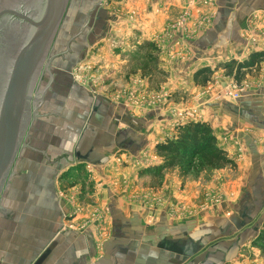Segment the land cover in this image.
<instances>
[{"label":"rangeland","instance_id":"1","mask_svg":"<svg viewBox=\"0 0 264 264\" xmlns=\"http://www.w3.org/2000/svg\"><path fill=\"white\" fill-rule=\"evenodd\" d=\"M128 1L69 0L53 42V52L63 55L51 64L56 82L42 106L43 113L62 117L44 118L33 131L34 142L43 139L47 143L56 139L47 134L51 127L66 131L67 138H61V142L70 145L71 151L61 160L64 170L56 180L58 200L63 201L69 210L68 214L61 216V230L90 231L96 241L98 256L110 238L112 218L109 206L113 200L119 202L123 212L130 216L136 214L154 231L159 229L157 224L164 221V216L171 222L191 225L210 218L225 219L234 211L245 186L240 179L243 173L240 164L218 170L196 168L186 177L180 176L177 167L160 175L143 172L162 164L154 147L171 138L175 127L191 121L199 122L196 104L200 98L217 95L218 100L239 101L258 85L264 89L263 62L259 70L240 74L239 80L219 68L206 87L195 86L198 92L188 94L182 86L192 85L189 75L181 69L184 80H173L171 72L177 69L171 66L189 65L192 59L190 42L197 32L211 23L212 14L207 13L206 17L203 13L191 20L193 16L182 11L164 22L161 14L164 0H148L145 6L140 5L141 8L128 4ZM97 2L99 9L115 15L116 27L110 29L105 38H98V31L91 43L84 37L77 41L84 31L85 14ZM252 18L254 22L250 21L243 38L249 50H264V13L252 15ZM75 32L79 34L72 35ZM71 39L69 45H73L74 52L68 56L65 46ZM146 45L154 46L155 51L142 50L141 47ZM42 80L46 83L48 78L43 76ZM235 92L239 94L237 99L231 97ZM108 110L114 115L124 113L128 116L144 145L138 147L135 155L115 148L105 151L108 162L100 171L89 164L72 162L74 159L70 157L75 145L81 144L79 142L83 139L89 141L94 134L91 131L96 129L98 122L95 114L101 118L107 135L110 116L101 111ZM147 114L153 117L139 127V121ZM121 127L125 129L127 126ZM110 140L108 136L102 138L107 143ZM253 241L242 246L229 264H264V258Z\"/></svg>","mask_w":264,"mask_h":264},{"label":"crops","instance_id":"2","mask_svg":"<svg viewBox=\"0 0 264 264\" xmlns=\"http://www.w3.org/2000/svg\"><path fill=\"white\" fill-rule=\"evenodd\" d=\"M147 3L148 0L128 1L139 8ZM182 11L189 12L193 16L191 20L203 13L206 17L210 13L212 17L211 23L197 32L190 42L192 59L189 65L171 66L177 69L171 72L173 80H184L182 69L192 82L193 74L202 68L213 69L231 60L243 62L252 51L262 50H249L243 37L250 21L254 22L252 15L264 13V0H164L161 14L165 22ZM116 24L115 15L99 9L97 2L85 14L83 33L72 35L78 33L77 41L89 39L91 43L98 31V38H105ZM73 52V45H69L67 55ZM55 82L53 79L38 110L39 117L30 128L29 149L20 154L15 175L2 195L0 264H229L242 246L257 237L264 227V89L261 85L251 89L239 101H222L216 99L217 95H210L200 98L196 104L198 121L209 126L219 147L235 164L242 165L240 179L245 186L234 211L225 219L210 218L191 225L186 223L187 226L171 222L164 216V221L157 224L159 229L154 231L136 214L130 216L123 212L119 202L113 200L109 206L112 218L110 238L98 256L96 241L90 231L61 230V216L68 214L69 210L63 201L58 200L56 180L64 170L61 160L71 151L70 145L61 142V138H67L66 131L51 127L47 134L55 140L50 143L43 142V139L40 142L33 140V131L44 118L61 116L42 112L45 98L48 92H53ZM44 85L45 82L40 88ZM182 87L190 95L198 92L193 83L187 88ZM93 110L96 113V109ZM101 112L110 116L107 135L101 118L95 114L98 122L96 129L91 131L94 134L89 141L83 139L79 142L81 144L75 145L70 157L75 160L72 162L89 164L96 171L107 165L105 151L115 148L135 155L138 147L145 143L136 133L137 127L124 113L118 116L110 110ZM152 117L147 114L138 126L146 125ZM104 136L111 139L109 143L102 141Z\"/></svg>","mask_w":264,"mask_h":264},{"label":"water","instance_id":"3","mask_svg":"<svg viewBox=\"0 0 264 264\" xmlns=\"http://www.w3.org/2000/svg\"><path fill=\"white\" fill-rule=\"evenodd\" d=\"M37 15L20 8L4 10L12 23H26L30 33L17 48L8 66H0V210L2 195L15 175L22 151L29 149V131L38 116L43 98L54 79L51 64L61 54L53 55V42L58 34L69 0H37ZM28 0H21L27 3ZM9 24V25H11ZM69 40L65 52L68 51ZM43 76L48 78L43 86Z\"/></svg>","mask_w":264,"mask_h":264},{"label":"trees","instance_id":"4","mask_svg":"<svg viewBox=\"0 0 264 264\" xmlns=\"http://www.w3.org/2000/svg\"><path fill=\"white\" fill-rule=\"evenodd\" d=\"M145 51H155L154 46L146 45L141 47ZM151 57V56H150ZM155 58H151L154 60ZM264 62V50L252 52L243 62L231 60L220 64L214 69L202 68L192 76L195 86L206 87L211 81L214 71L223 69L228 75H234L240 79L239 75L252 69L259 70V66ZM155 154L161 159V165L147 169L143 173L149 175H160L161 172L177 167L181 177H186L196 168L222 169L226 166L233 167L234 162L222 150L212 129L201 122H187L175 127L171 138L156 144ZM141 173V174H143ZM264 258V227L253 241Z\"/></svg>","mask_w":264,"mask_h":264},{"label":"flooded vegetation","instance_id":"5","mask_svg":"<svg viewBox=\"0 0 264 264\" xmlns=\"http://www.w3.org/2000/svg\"><path fill=\"white\" fill-rule=\"evenodd\" d=\"M39 1L28 0L27 3H23L21 6V0H0V12L4 10L18 11L22 7L30 12V15H37L39 13ZM6 14L0 19V66H8L14 58V54L17 51L25 35L30 33V26L26 23H12L9 21ZM11 24V25H9ZM53 55H56L53 52Z\"/></svg>","mask_w":264,"mask_h":264},{"label":"built area","instance_id":"6","mask_svg":"<svg viewBox=\"0 0 264 264\" xmlns=\"http://www.w3.org/2000/svg\"><path fill=\"white\" fill-rule=\"evenodd\" d=\"M239 96V94L237 92L231 94V97L234 98V99H237Z\"/></svg>","mask_w":264,"mask_h":264}]
</instances>
